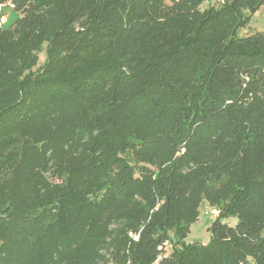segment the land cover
Returning <instances> with one entry per match:
<instances>
[{
    "label": "trees",
    "instance_id": "16d2710c",
    "mask_svg": "<svg viewBox=\"0 0 264 264\" xmlns=\"http://www.w3.org/2000/svg\"><path fill=\"white\" fill-rule=\"evenodd\" d=\"M207 1L0 0V264H264V0Z\"/></svg>",
    "mask_w": 264,
    "mask_h": 264
},
{
    "label": "rangeland",
    "instance_id": "374dc122",
    "mask_svg": "<svg viewBox=\"0 0 264 264\" xmlns=\"http://www.w3.org/2000/svg\"><path fill=\"white\" fill-rule=\"evenodd\" d=\"M214 4L213 0H208L202 6L203 9L210 7ZM18 18V14L12 11L11 9L5 8V16L2 20V24L5 28L10 27L14 21ZM264 33V6L255 14L252 18L251 23L244 29L239 31V37H246L253 35L255 33ZM40 65L44 64L46 61V51L43 49L39 53ZM218 212L208 206L203 204L200 210V216L196 223L191 226V232L185 240L186 244L194 243H208L212 239L211 232L209 231L210 226L217 219ZM221 221L230 226H235L238 222V219L235 216H228L221 218Z\"/></svg>",
    "mask_w": 264,
    "mask_h": 264
},
{
    "label": "built area",
    "instance_id": "2783aa9c",
    "mask_svg": "<svg viewBox=\"0 0 264 264\" xmlns=\"http://www.w3.org/2000/svg\"><path fill=\"white\" fill-rule=\"evenodd\" d=\"M167 246H168V245H167ZM107 264H116V263L109 262V263H107ZM127 264H131V262H128ZM155 264H157V263H155Z\"/></svg>",
    "mask_w": 264,
    "mask_h": 264
}]
</instances>
